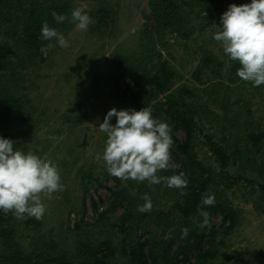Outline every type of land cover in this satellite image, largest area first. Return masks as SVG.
I'll return each mask as SVG.
<instances>
[{
  "label": "rangeland",
  "instance_id": "rangeland-1",
  "mask_svg": "<svg viewBox=\"0 0 264 264\" xmlns=\"http://www.w3.org/2000/svg\"><path fill=\"white\" fill-rule=\"evenodd\" d=\"M10 2L0 6V43L14 51L7 69L0 71V96L7 88L9 97L19 100L20 118L7 116L10 110L0 103V137L12 139L16 150L53 161L64 185L51 200L42 197L47 208L43 219L17 218L12 213L7 227L0 228L5 234L8 228L12 230L13 245H8L12 251L76 264L86 261L90 253H104V243L109 242L113 255L106 264H128L124 253L135 239L152 236L162 241L171 235L167 222L177 220L171 208L177 201L182 203L174 188L121 181L95 160L97 154L103 155L107 140L99 125L114 107L137 111L148 107L155 118L169 124L174 140L185 142L183 128L174 126L165 113L168 92L150 99L144 92L133 98L125 93L130 68L138 74L165 61L173 72L169 92L182 97L181 109L191 113L195 122L190 144L172 148L173 162L175 154L201 162L206 168L204 177L236 214L230 229L221 214L212 215L211 227L203 228L199 226L203 217L191 216L189 225L199 228L203 247L214 252L201 264H264V85L255 87L241 80L230 69L222 45L213 39L222 30L219 20L229 6L251 0H172L178 6L174 25L161 29L155 27L149 0ZM76 7H83L91 17L87 30L70 22ZM30 9L40 12L42 24L47 21L70 46L62 48L57 41H49L54 47L46 56H31L24 29ZM53 12L69 19L57 23L50 17ZM206 56L213 59L208 66L202 63ZM197 68L201 69L199 78L195 77ZM181 88L193 95H180ZM116 120L114 116L111 123L115 125ZM251 134H262L259 146L253 144ZM211 142L228 149L225 169L212 152ZM168 171L159 175L169 176ZM117 180L127 186L113 197ZM145 194L151 197L153 210L140 213L137 209L145 203ZM98 204L105 210L98 219L91 218L87 212ZM76 222L78 228H74ZM177 246L176 236L169 240V247L173 251ZM6 249L0 234V253ZM191 251L189 260L194 263L196 250Z\"/></svg>",
  "mask_w": 264,
  "mask_h": 264
},
{
  "label": "clouds",
  "instance_id": "clouds-1",
  "mask_svg": "<svg viewBox=\"0 0 264 264\" xmlns=\"http://www.w3.org/2000/svg\"><path fill=\"white\" fill-rule=\"evenodd\" d=\"M204 15L207 16L205 12ZM57 23L68 20V16L52 13ZM70 22L80 30H87L92 22L83 7H76L71 12ZM222 30L213 35V39L222 45L223 52L232 61H238L240 67L237 76L251 82L253 86L264 85V0H251V3L231 4L221 17ZM43 41H57L62 48L69 47V41L57 29L45 21L41 28ZM54 47L47 43L40 51L47 55ZM116 117L113 125L111 120ZM101 132L107 134L103 155L97 154V163L103 162L107 172L121 181H147L150 185L164 183L169 188L187 193L189 180L183 171L171 176L159 175L168 170H179L182 166L173 162L172 148L175 145L168 123L153 116L151 109H121L115 107L108 111ZM58 166L48 159L29 151L16 150L12 139L0 137V211L12 212L17 218H44L47 211L42 197L51 200L53 194L64 189ZM122 184V187H126ZM138 206L140 213L151 212L153 202L148 194ZM216 203L214 193L206 192L200 201L201 206L211 207ZM203 217L200 227H211V213L198 206ZM190 229L181 230V238H186ZM168 238V237H166Z\"/></svg>",
  "mask_w": 264,
  "mask_h": 264
},
{
  "label": "trees",
  "instance_id": "trees-1",
  "mask_svg": "<svg viewBox=\"0 0 264 264\" xmlns=\"http://www.w3.org/2000/svg\"><path fill=\"white\" fill-rule=\"evenodd\" d=\"M9 3L10 0H0V6L4 3ZM9 1V2H8ZM151 8L153 10V19L155 27L158 29L165 28L169 25H174L173 17L175 16V11L178 9V6L174 5L172 0H149ZM12 4V2H10ZM10 4V5H11ZM28 21L26 22L24 29L27 32L28 43L27 49L30 50L29 54L41 55L42 52L40 48L49 43V41H43L41 39V28H42V20L41 13L37 12L34 9H30L28 11ZM52 14H50V17ZM31 19L34 20L30 21ZM221 23V19L219 20ZM32 48L33 51L31 50ZM14 53L11 46L7 43H0V71H4L8 67V57ZM225 58L227 59L230 69L233 71H237L240 67L238 61H232L228 58V56L224 53ZM203 64L208 66V63H212L213 59L203 58ZM133 69H129L128 79H126L125 84V93L129 94L128 97L133 98L137 93L144 92L148 95V99L156 96L157 94H164L168 92L167 101L165 103L166 109L165 113L170 118V121L174 126H181L185 132V142L179 143L175 140L174 146L186 147L190 144V139L192 138L194 132L195 122L191 113L182 110V106L185 105L182 97H177L175 94L169 92L171 87V79L173 76L172 70L169 68L165 61H162L158 64V68L156 69H147L144 68L138 74L134 73ZM201 73V69L197 68L195 71V77L199 78ZM1 91L2 96H0V103L4 106L5 109H9L10 111H6L7 116H12L13 118H20L18 114V109L20 102L18 99H14L9 97L8 91ZM181 94H187L192 96L193 91L188 88H181ZM124 98V97H123ZM262 137V134H251L250 139L253 144L259 146L257 142ZM211 150L217 158L221 168L225 169L228 165V161L230 159V153L228 149L224 148L220 144H216L215 142H211ZM175 152V150L173 149ZM175 162L179 163L182 167L179 170H169V176L173 174H178V171H183L188 180V187L183 189L186 192V195H181V190L174 188L176 194L180 195L182 203L179 201L175 202L172 206L171 211L173 214L176 213L177 220L174 222L172 219L167 223L171 227V235L167 239H163L162 241H158L151 237H146L144 239H135L130 248L124 253L127 257L128 264H201V261L206 258H211L214 256V252L211 248H204L202 245V239L199 233L198 227L190 226V222L192 221L191 216L198 214V206L202 208L204 211H208L212 215L221 214L222 222H227V228H232L235 224L236 214L234 209L230 204L227 203L226 199L222 198L219 191L215 186L210 184L208 178L204 177L206 172V168L201 164V162H197L194 158H186L185 156H181V154H175ZM196 169L197 174L194 173L193 169ZM118 181V180H117ZM120 189H122V185L118 182L115 184V189L111 191L113 197H117ZM214 193L216 197V203L214 206L207 207L201 206L200 201L202 196L206 193ZM156 211V210H154ZM102 213V212H101ZM100 213V214H101ZM102 215V214H101ZM98 215V216H101ZM96 217L97 219L99 217ZM163 218H166L167 215L161 213ZM12 212L5 214L3 211H0V228H6L7 225L11 222ZM169 219V218H168ZM79 227V222L75 223L74 228ZM189 228L190 231L186 238H181V230L183 228ZM8 232L5 234L4 231L0 233L3 239V244L7 249L0 253V264H59L55 261H48L45 259H40L41 257L35 256L32 258L29 256H23L19 252L12 251L13 245L12 241V230L8 228ZM11 230V231H10ZM177 236L178 246L175 250L171 251L169 247V240L175 238ZM213 236L211 235L210 244H212ZM201 243V244H200ZM146 246L147 249H146ZM104 247L106 248L105 252H95L91 255L88 254L86 257V261H79L76 264H106V261L109 257L113 255V249L110 247V243H104ZM190 250H196L194 263L189 260ZM7 251V252H6ZM11 251V252H10ZM124 252V251H123ZM8 253V254H6ZM99 253H101L99 255Z\"/></svg>",
  "mask_w": 264,
  "mask_h": 264
},
{
  "label": "built area",
  "instance_id": "built-area-1",
  "mask_svg": "<svg viewBox=\"0 0 264 264\" xmlns=\"http://www.w3.org/2000/svg\"><path fill=\"white\" fill-rule=\"evenodd\" d=\"M104 208H105L104 205L98 204V205L94 206L92 210H89L87 212V215L91 216V218H96L101 212H103L105 210Z\"/></svg>",
  "mask_w": 264,
  "mask_h": 264
}]
</instances>
